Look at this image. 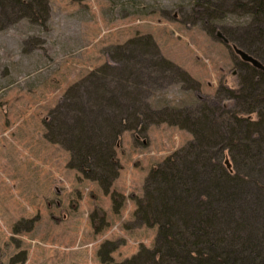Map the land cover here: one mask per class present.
<instances>
[{
  "label": "rangeland",
  "instance_id": "374dc122",
  "mask_svg": "<svg viewBox=\"0 0 264 264\" xmlns=\"http://www.w3.org/2000/svg\"><path fill=\"white\" fill-rule=\"evenodd\" d=\"M209 1L219 23L196 15L205 0H47L45 27L2 17L0 264H104L106 242L117 244L114 262L151 249L157 227L137 223L135 198L143 195L151 168L201 128L220 146L235 138L223 148V163L233 172L236 162L248 174L244 192L260 204L244 211L255 215L249 226H264V112L244 113L241 96L230 93L242 88L252 67L233 46L264 65V31L256 34L260 25L246 14V0ZM218 32L231 40L224 43ZM147 37L157 50L139 45ZM161 58L190 80L163 67ZM260 79L257 92L264 89ZM101 86L126 91L125 101L142 107L140 129L128 120L131 128L112 147L120 169L110 190L124 196L118 212L97 181L68 166V146L47 126L59 125L66 109L75 113L74 102L89 107ZM116 95L104 97L113 102ZM106 110L111 116L115 109ZM235 115L261 121L251 141L241 139L246 124L235 123ZM244 145L251 157L240 153ZM94 211L105 218L99 229L91 222Z\"/></svg>",
  "mask_w": 264,
  "mask_h": 264
},
{
  "label": "trees",
  "instance_id": "16d2710c",
  "mask_svg": "<svg viewBox=\"0 0 264 264\" xmlns=\"http://www.w3.org/2000/svg\"><path fill=\"white\" fill-rule=\"evenodd\" d=\"M47 4V0H0V24H4L2 17L11 15L17 20L28 18L45 27ZM203 4L205 5L199 4L200 11L195 12L198 18L219 23L222 18L213 17L207 8L211 5L210 1L205 0ZM244 6L246 14L260 25L256 26V34L260 36V32L263 34L264 31V0H246ZM227 38L231 40L229 36ZM144 40L139 45H148L157 50L150 37ZM137 43L131 41L130 46L135 47ZM247 51L249 52L248 49ZM160 61L163 67L176 69L182 80H190L187 73L169 61L162 58ZM248 67L246 77L241 78L242 88L230 93H235L236 97L241 96L244 113H263L261 108L264 107V89L257 92L256 86L258 80L264 78V73ZM92 94L95 101L89 103V107L86 102H74L72 106L76 107L75 113H69L66 109L65 116L58 121L61 122L59 125L47 126L50 130L57 131L55 136L63 139H58L60 143L68 146V166L77 169L86 178L97 181L105 194L110 193L113 210L118 212L124 196L110 190L120 169L112 147L118 146L121 131L131 128L127 124L128 120L133 119V124L140 129L143 123L140 119L142 107L135 102L125 101L129 95L126 91L114 93L109 86H101L99 91ZM106 94L117 95L113 96L112 102L111 98L104 97ZM106 108H114L111 112L114 113L110 116ZM234 122H245L246 130L241 139L248 141H251L248 138L257 133L262 125L260 120H253L250 116L239 118L235 115ZM199 130L200 133L194 132L193 141L151 168L145 179L143 195L135 198L136 208L133 214L137 223L157 227L154 246L151 249L140 247L130 258L114 262L110 253L117 248V244L106 242L100 252L102 263L264 264V243H261L264 239V226H249L256 221L251 220L255 215L244 211L250 204L257 205L260 202L246 197L244 188L248 183V174L240 171L242 167L234 162V171L230 172L223 163V148L231 146L235 138L220 146L221 143L209 140L207 134L201 135L204 128ZM230 152H233L232 148ZM240 153L244 157L252 156L247 145H244ZM233 159L232 156V161ZM100 212L98 215L94 211L91 219L95 229L105 224L104 215Z\"/></svg>",
  "mask_w": 264,
  "mask_h": 264
},
{
  "label": "water",
  "instance_id": "95a60500",
  "mask_svg": "<svg viewBox=\"0 0 264 264\" xmlns=\"http://www.w3.org/2000/svg\"><path fill=\"white\" fill-rule=\"evenodd\" d=\"M217 36L224 42V43H228L227 38L222 35L220 32L217 33ZM233 50L234 52L241 58V60L248 62L249 64H251L253 67L262 70L264 72V65H262L258 60L254 59L253 57L247 55L245 52H243L242 50L236 48L235 46H233ZM227 167H229V164L226 163Z\"/></svg>",
  "mask_w": 264,
  "mask_h": 264
},
{
  "label": "flooded vegetation",
  "instance_id": "af4514ba",
  "mask_svg": "<svg viewBox=\"0 0 264 264\" xmlns=\"http://www.w3.org/2000/svg\"><path fill=\"white\" fill-rule=\"evenodd\" d=\"M251 65V64H250ZM260 71H262V70H260ZM263 72V71H262ZM264 73V72H263Z\"/></svg>",
  "mask_w": 264,
  "mask_h": 264
},
{
  "label": "bare ground",
  "instance_id": "6f19581e",
  "mask_svg": "<svg viewBox=\"0 0 264 264\" xmlns=\"http://www.w3.org/2000/svg\"><path fill=\"white\" fill-rule=\"evenodd\" d=\"M253 67V66H252Z\"/></svg>",
  "mask_w": 264,
  "mask_h": 264
}]
</instances>
